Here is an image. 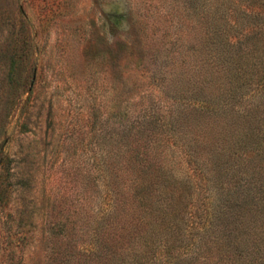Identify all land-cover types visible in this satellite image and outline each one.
<instances>
[{
  "label": "rangeland",
  "instance_id": "374dc122",
  "mask_svg": "<svg viewBox=\"0 0 264 264\" xmlns=\"http://www.w3.org/2000/svg\"><path fill=\"white\" fill-rule=\"evenodd\" d=\"M226 2L0 0V264H100L86 233L110 206L108 168L131 178L137 133L164 148V179L183 181L180 214L212 192L173 141L192 128L183 108L209 101L235 135L252 126L234 114L264 109V34L234 76L199 63L217 25L242 38Z\"/></svg>",
  "mask_w": 264,
  "mask_h": 264
},
{
  "label": "trees",
  "instance_id": "16d2710c",
  "mask_svg": "<svg viewBox=\"0 0 264 264\" xmlns=\"http://www.w3.org/2000/svg\"><path fill=\"white\" fill-rule=\"evenodd\" d=\"M226 1L236 18L233 26L241 24L242 38L226 31L232 29L228 24L217 25L210 48L201 54L199 63L202 67L213 64L210 69L214 72L217 68L234 76L241 70L244 55L264 34V0ZM249 31L256 35L248 37ZM209 105V101H201L185 106L177 122H190L192 128L187 134L178 129L173 141L194 169H206L199 168L212 192L203 197L199 207L188 203L190 209L180 214L183 195L174 187H184L183 181L170 183L164 179L168 173L162 160L164 148L159 145V150L152 142L140 144V139L152 141V133H137L136 147L128 150L133 156L128 164L131 178L119 173L121 165L116 171L108 168L110 176L105 183L110 206L101 210L95 227L86 233L91 238L83 252L87 260L91 256L92 262L100 264H264V109L256 107L234 114L246 116L248 129L252 126L247 133L235 135L231 119L223 118L222 123L220 116L210 114ZM208 120L212 123L210 129L206 128ZM184 137L190 142L188 146ZM219 139L228 143L221 145ZM190 178L196 179L195 174L187 177L186 184ZM59 226L65 233L60 239H69L66 225L59 222ZM106 233L111 234L110 241ZM62 257L74 261L70 254Z\"/></svg>",
  "mask_w": 264,
  "mask_h": 264
}]
</instances>
